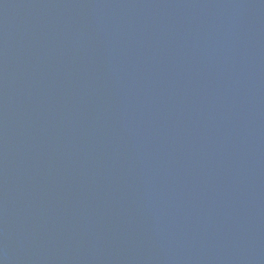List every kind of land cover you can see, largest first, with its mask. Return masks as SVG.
<instances>
[{
  "label": "water",
  "instance_id": "1",
  "mask_svg": "<svg viewBox=\"0 0 264 264\" xmlns=\"http://www.w3.org/2000/svg\"><path fill=\"white\" fill-rule=\"evenodd\" d=\"M0 264H264V0H0Z\"/></svg>",
  "mask_w": 264,
  "mask_h": 264
}]
</instances>
